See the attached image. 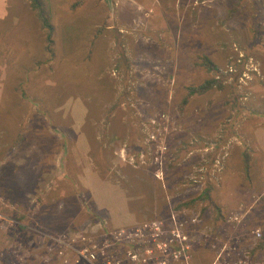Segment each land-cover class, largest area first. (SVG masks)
I'll return each instance as SVG.
<instances>
[{"label":"rangeland","instance_id":"obj_1","mask_svg":"<svg viewBox=\"0 0 264 264\" xmlns=\"http://www.w3.org/2000/svg\"><path fill=\"white\" fill-rule=\"evenodd\" d=\"M41 2L55 30L52 52L31 1L0 0V264H57L38 233L53 251L70 245L60 260L88 264L73 248L151 221L164 202L205 264L230 245L236 211L248 209L264 227V0ZM204 55L216 70L202 65ZM213 78L224 88L189 94ZM188 108L200 111L194 124ZM167 169L178 173L173 185L209 181L199 223L185 221L180 207L196 194L171 193ZM45 205L48 214L37 217ZM241 250L224 258L231 263Z\"/></svg>","mask_w":264,"mask_h":264},{"label":"built area","instance_id":"obj_2","mask_svg":"<svg viewBox=\"0 0 264 264\" xmlns=\"http://www.w3.org/2000/svg\"><path fill=\"white\" fill-rule=\"evenodd\" d=\"M151 138L157 143V147L161 149L162 139L159 144V136L153 133ZM156 160H160L158 157ZM175 220V218L173 217ZM156 226V227H155ZM176 225L171 232L164 238L166 231L158 222H151L149 225L138 226L136 228H121L115 231L113 239L117 245H126L123 247V253L113 254V242L105 240L104 243L94 242L92 245L84 243L83 246L73 248L77 254L78 262L83 261L88 264H183L189 257H183L190 249L189 239L183 234ZM147 227L151 232L147 231ZM150 237V238H146ZM160 240V241H158ZM154 241H158L157 244ZM150 242L151 245L146 244ZM174 242L176 247H171ZM92 243V242H91ZM70 245L67 246L69 249ZM103 260L99 262V257ZM215 264H221L216 262Z\"/></svg>","mask_w":264,"mask_h":264},{"label":"clouds","instance_id":"obj_3","mask_svg":"<svg viewBox=\"0 0 264 264\" xmlns=\"http://www.w3.org/2000/svg\"><path fill=\"white\" fill-rule=\"evenodd\" d=\"M199 95H202V94L199 93ZM185 102H187V99L185 100ZM151 130L154 131V128H152ZM25 133H26L25 131L22 132L21 135H20V137H22ZM153 133H156V132H153ZM153 133H151V135ZM151 135L149 134L148 137L149 136L151 137ZM150 139H152V138H150ZM20 141H21V139L18 140V142H20ZM152 141L155 142L153 139H152ZM155 144H156V142H155ZM124 150L121 151V157L122 158H125V155L127 154L126 153V150L125 151ZM141 155L144 156L143 153H141ZM157 155L159 156V154H156V153L152 152V156H153V159L154 160H156V158L158 157ZM155 164H157V163H155ZM158 164H161V161L160 160L158 161ZM15 167L16 166L10 165V170L15 173V179H16V181H18V177L20 175L18 172H19L20 169H15ZM161 170L163 172L162 167H161ZM155 173L158 174V175H162L163 174V173L160 174L159 172H155ZM163 178L165 179V176H163ZM211 201H212V205H213L214 199H211ZM203 207H204V205L203 206H200V207H196V208H190L189 206L187 208H183V211H184L185 216H186V220L185 221H189V222H193V223H199L201 221V218H202L201 215H203ZM213 207L216 208L215 206H213ZM197 208H199V209H197ZM188 211H192L193 213L191 215H189L188 214ZM220 211H222V210H217L216 211V218H215V220H218L219 212ZM201 212H202V214H201ZM240 212H243V214L240 215L236 211L235 212V215L233 217H230L229 215L228 216L230 217L231 220H233V222H236L237 223V225H238L237 232L244 233L246 235H249V234L252 235L253 239L251 240V248L249 250H244L242 252L241 256L239 257V259H234V261H232L231 263H228L227 262V258H224V254L226 256H229V254H230V252H228V251L232 249V243H233L232 238L235 236V235H233L231 237V243H230V245L223 247V250H225V251L227 250V252H225L223 250L221 252H218L216 255H214L215 258L214 259H211L210 262H208L207 264H215L216 262L221 263V264H264V245H261L262 239L264 238V227L258 226V225H253V223L255 221L253 220L254 218H253V216H251L250 211L248 209H247V211L245 213H244V210H242ZM43 213H45V212H43ZM226 216H227V214L224 215L223 218H225ZM37 217H40V216H37ZM174 218H175L174 225L172 226V228L169 231L165 230L166 231L165 235H168L171 232V230L176 225H178L177 227L180 228V230H181V232L183 234L187 235V237L189 239V244L191 246H190V249L188 250V252L183 255V257H189V259L186 260V261H184L183 264H205V262H203V261L200 260V256L199 257H195L196 253H194L193 252V249H192L194 244H192L193 241H192V239L190 237L189 232H185L181 228V224H180L181 221L178 220L177 217H174ZM244 218L250 219L251 220V222H250L251 225H243L242 226L241 224H242ZM152 222H155V221H152ZM148 223L149 222L147 221L146 223H144V224H142L140 226H143V225L148 224ZM158 223L160 224V222H158ZM218 225H220V224H216V226H218ZM216 226H215V228H216ZM161 227H162V225H161ZM113 233L114 232H110L111 236L108 239V240H111L113 242V245L114 246L112 247V249L116 248V250L119 251L118 253H123V250H124L123 247H125V246H123V245H117V243H115V240L113 239V235H112ZM52 237L57 238L55 236H52ZM57 239L59 241H63L62 238H57ZM77 239L81 241V239L79 237H77ZM83 245L84 244H82L81 246H83ZM117 246H121V250H118L117 249L118 248ZM112 252H114V251H112ZM81 262H83V261H79L78 263H81ZM175 264H178V263H175Z\"/></svg>","mask_w":264,"mask_h":264},{"label":"trees","instance_id":"obj_4","mask_svg":"<svg viewBox=\"0 0 264 264\" xmlns=\"http://www.w3.org/2000/svg\"><path fill=\"white\" fill-rule=\"evenodd\" d=\"M30 1H31L32 8L37 9L38 13L40 14L39 15L40 16V21L42 22V25H43L44 29H46V32H47V41H48L49 49H50V52H52L53 51V48L52 47L54 46V35H55L54 26L51 24L50 19H49V16L48 15L46 16V15L43 14L42 10H44L45 7L42 6L41 0H30ZM201 58L203 60V64L202 65L206 66V68L208 70L211 71L213 69H215V70L217 69V67H215L214 62H211L209 56L204 55ZM214 86H218V88L223 89L224 88V82H222L221 80L219 81V80L213 78V79L206 80L204 83H202L200 85H197V86H189L188 87V90H189V94L190 95L199 94V93L202 94V93L208 92ZM113 127H115V123H112V128ZM119 135L122 136V134H120L119 132H117L115 130V134H113V138H118ZM139 140L143 141L144 138H141ZM114 141H115V139H114ZM139 148H140L139 149V152L140 151H143V148H141V147H139ZM149 154L151 155L150 152H149ZM144 156H148V153L147 154H144ZM167 171H168V169L164 173H167ZM187 183L188 182H186V181H183V182L178 181V182H176V184H179V188L182 190V192L180 193V196H179L181 199H182L181 196L184 194L183 193L184 192V188L183 187H186ZM165 184L167 185V187H169L170 192L171 193H174V186L171 183H169V181L167 180V177L165 178ZM209 194H210V192H209ZM135 203L136 202H133L132 201V204H135ZM185 204L187 205L188 203H183L180 206L183 207ZM165 206H166V202L160 203L159 206H157L158 207L157 208V211H158L157 214H155V216L152 215V218H151L152 220L150 219L151 221H148L149 223L146 224V225H149L150 222L153 221V218H157L160 215L158 218L161 220L160 223L162 225V229L164 231L165 230L169 231L172 228V226L174 225L175 220L173 218L169 217L168 212L166 211ZM175 208H177V210L180 209L179 207H175ZM161 210L163 211L162 213H160ZM162 215H164V216H162ZM223 219L224 218L222 216H219L218 217V220H223ZM145 228H146L147 231L151 232L147 227H145ZM40 237L42 238L41 239V242L45 246L44 247V252L46 253V251H50L51 254H53V252H55L56 258L54 260L57 262V264H75V263H73V259H69L67 257H61V260H60V258L58 257L57 252L59 251V253H63L64 256H66L65 254L69 251V249L64 244H59L61 242L57 238L52 237V238H54V240L56 241V243L59 244V248L61 247V249L59 250V248H57L55 251H53L54 247L53 248L50 247V244L52 243V240L50 239V236L46 235L45 237H43V236H40ZM145 237L146 238H150V237H147V236H145ZM154 242L157 244L158 241H154ZM146 244L151 245L150 242H147ZM261 245H264V238L262 239ZM171 247H174L175 248L176 247V244L174 242H172L171 243ZM50 252H49V255H50ZM70 254H71V256H76V254H74V253H70ZM195 257H196V255H195ZM29 259L30 260L31 259L33 260V257H29ZM17 261H18V259H17Z\"/></svg>","mask_w":264,"mask_h":264},{"label":"crops","instance_id":"obj_5","mask_svg":"<svg viewBox=\"0 0 264 264\" xmlns=\"http://www.w3.org/2000/svg\"><path fill=\"white\" fill-rule=\"evenodd\" d=\"M257 1H260V0H257ZM240 4V3H239ZM238 4V5H239ZM248 7V6H247ZM251 9H253V6H252V3H251ZM262 8H263V6H262ZM235 11L237 10V9H235V8H233ZM263 10H264V8H263ZM231 16H232V14H231V12L230 13H228V16H227V18H226V20H229L230 18H231ZM225 24V23H224ZM180 71V70H179ZM178 71H175L174 73L176 74ZM171 78H175V76L174 77H171ZM203 109V108H202ZM185 113L186 114H188V116H190V123L191 124H194L196 121L193 119V117H197V118H199V114H200V111H199V109L198 108H194V109H191V108H188V109H186V111H185ZM203 113V112H202ZM187 116V117H188ZM180 117V116H179ZM195 129H198V128H196V127H194ZM199 130V129H198ZM258 134V133H257ZM36 136H32V137H30L29 138V141L32 139V141L34 140V138H35ZM260 137V136H259ZM208 138V137H207ZM232 140H236L237 139V136H233V137H230ZM260 138H262L263 140H264V134L260 137ZM206 138L205 137H203V136H201L200 137V140H202V141H204ZM198 141V140H197ZM124 150V149H123ZM125 151V150H124ZM127 153V152H126ZM262 152H260L259 154H261ZM264 153V152H263ZM227 154V153H226ZM225 154V155H226ZM259 158L262 160V161H264V158L263 157H261V156H259ZM169 170V169H168ZM201 172V171H200ZM125 173H127V172H125ZM191 179L193 180V178H194V176H197L196 174H193V173H191ZM166 177H167V180L168 181H171L172 179H174V178H176V177H178V173L176 172V173H171V172H167V175H166ZM165 177V178H166ZM197 178H198V176H197ZM199 179V178H198ZM200 179L202 180V178L200 177ZM18 182H19V180H18ZM193 182H195V183H199V184H196V185H194V184H191V182H188L187 183V185H186V188H192L191 190H190V192H191V194H193V193H195L196 195H194V196H191V198L190 199H188V200H186V201H184L183 203H188L187 205L185 204L183 207H181L182 209L183 208H187L188 206L190 207V208H196V207H200V206H203L204 205V202H205V205H206V202L209 200V198H211V195L210 194H212V192H213V190H210L211 189V185L209 184V181H207V180H203L202 182L200 181V180H198V182L197 181H195V180H193ZM205 182V183H204ZM21 185H24L25 184V182L24 183H21V182H19ZM156 183H157V181H156ZM170 183V182H169ZM172 184V183H171ZM165 184H161V188L164 186ZM173 185V184H172ZM174 186V193L176 192V191H178V188H179V184H174L173 185ZM166 187H167V185H166ZM158 189H160V185L157 187ZM169 188V187H168ZM202 189L204 190L203 192H202ZM209 192H210V194H209ZM220 193L222 192V194H223V197H224V188H223V190L222 191H219ZM202 193V194H201ZM204 198H203V197ZM205 200V201H204ZM178 207V206H177ZM43 212H45V214H48V208L46 207V205L43 207ZM42 212V213H43ZM109 213H111L110 211H108ZM42 213H38V214H36V216H41V214ZM112 214V213H111ZM45 216V215H44ZM29 222L31 223L28 227L30 228V226L32 227L33 226V224H35V223H33V221L31 220H29ZM120 223L119 224H125V221H123L122 219L119 221ZM132 222V221H131ZM130 222V223H131ZM122 224V225H123ZM39 234V233H38ZM37 234V236L39 237V238H41L39 235ZM34 235H33V240H34ZM253 239V237H252V235H246V234H244V233H239V232H237L236 234H235V236L232 238V241H233V243H232V249H231V252H230V254L229 255H235V253H236V249H239V248H241L242 250L241 251H244V250H249L250 248H251V240ZM24 246V243L21 245V248ZM123 246H126V245H123ZM19 254H20V251H19ZM20 256V255H19ZM30 257H32V256H30ZM22 258H24L23 256H21V259Z\"/></svg>","mask_w":264,"mask_h":264}]
</instances>
